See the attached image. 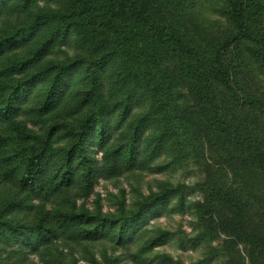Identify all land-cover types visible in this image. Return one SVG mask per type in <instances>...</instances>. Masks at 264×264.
Returning <instances> with one entry per match:
<instances>
[{"label": "rangeland", "instance_id": "1", "mask_svg": "<svg viewBox=\"0 0 264 264\" xmlns=\"http://www.w3.org/2000/svg\"><path fill=\"white\" fill-rule=\"evenodd\" d=\"M143 1L157 15L160 10L169 24H178L185 34H193L200 47L218 43L233 31L226 0H176L177 6L172 0ZM249 1L254 6L252 13L258 9L264 15V0ZM67 5V0H0V41L6 42L12 33L17 40L13 47L5 45L0 57V104L10 96L18 98L21 107L13 122L36 134L32 142L0 147V223L5 228L19 225L25 230V235L2 236L0 264H264V247L255 249L243 242L239 231L245 224L249 233H259L264 244V175L244 164L237 149L213 146L199 138L195 149L185 151L181 163L176 161L175 145L164 146L158 156H153L154 149L146 141L139 146L136 160L128 165L123 163L125 158L122 161L115 154L122 147L124 151L130 148L131 136L127 133L120 136L127 131L126 125L113 131L103 148L93 143L97 133L88 130L85 151L93 159L94 164H90L96 172L92 181L85 177V167L77 165L81 162L79 138L71 134L72 130L82 132L80 115L87 114L80 105L81 98L87 95L83 86L72 99L73 86L78 85L74 80L77 72L72 75L69 70L64 72L62 81L70 79L72 85L65 90L61 109L44 115L41 107L46 104L47 89L55 84L53 77L61 66L83 64L100 53L110 52L111 48L103 46L104 35L91 28L82 31L71 24L67 30L65 26L70 19L63 17ZM232 60L238 66L236 80L247 81L253 94L264 97V75L253 71L243 56L233 54L228 64ZM119 61V57H111L105 69L107 77L111 76V63ZM120 65L126 80L130 71L122 61ZM20 69H24V76ZM168 69L174 71L173 67ZM49 74V79L44 81ZM34 76L38 81H32ZM27 82L28 88L23 90L20 85ZM60 85L63 82L55 84L56 92ZM108 91H112L110 86ZM175 95L183 105L190 102L188 89L182 83ZM145 101H135L132 114H148L149 103ZM80 107L83 111L75 109ZM54 123L58 129L45 158L42 178L28 188L21 187L19 177L24 164L18 152L30 146L40 150ZM10 125L7 121L0 123V135H6ZM142 134L144 139L149 130ZM106 150L112 152L107 159ZM12 168H17V175L8 179L5 173ZM64 175L70 176L62 183ZM164 184L185 188V209L178 208L179 197L167 192V205L157 200L141 211L142 203L164 193L161 188L167 186ZM210 187L225 193L221 203L216 202L220 223L216 233L210 232L212 215H197V210L202 211L201 205L211 199L207 189ZM240 199L244 207L242 217L236 221L234 213L238 208L232 202ZM69 210L86 213L92 221L98 220L96 225L100 221L109 225L119 217H134L139 222L119 243L115 235L104 230L95 229L94 236L95 226L91 222H70L61 214ZM45 217L50 219L48 229L57 234L53 239L52 233L42 237L34 229ZM86 227L81 234L80 230ZM87 231L95 238L84 236Z\"/></svg>", "mask_w": 264, "mask_h": 264}, {"label": "trees", "instance_id": "2", "mask_svg": "<svg viewBox=\"0 0 264 264\" xmlns=\"http://www.w3.org/2000/svg\"><path fill=\"white\" fill-rule=\"evenodd\" d=\"M172 1L178 5L176 0ZM67 3L68 10L63 17L70 21H67L65 28L68 30L69 26L74 24L82 31L87 28L98 31L105 37L103 46L110 47L111 51L100 53L83 61V64L61 66L53 79L56 86L61 82L63 85H60L58 92L54 89L55 84L49 86L47 101L41 107V113L46 115L62 108L65 90L72 85L70 79L62 81L64 72L69 70L71 75L77 72L74 80L78 85L73 86L72 99L81 92L80 86H83L87 95L81 98L80 105L85 107L84 112L87 114L80 115L82 132L72 130L71 134L79 138L77 147L80 149L81 162L77 165L80 168L85 167V177H88L89 181L93 180L92 176L96 170L93 159L88 157L85 151L88 132L91 130V133H97V140L93 143L103 148L108 144L112 132L119 131L123 125L127 126V131L122 132L120 136L126 133L131 136L130 148L124 151L122 147L115 154L122 161L126 159L124 164L129 165L136 160L139 146L142 147L146 141L150 142L154 149L153 156H158L164 146L175 145L176 161L182 163L184 153L195 149L197 140L202 138L201 141L206 139L213 146L220 144L224 149H237L244 164L264 175V97L253 94L247 87V81H237L234 74L238 66L233 60L231 65L227 62L232 59L233 54L243 56L246 63L249 61L253 71L264 75V15L258 9L252 13L254 6L249 0H226L233 31L222 41L206 47L198 46L193 34H185L178 24L173 26L171 22H166L160 10L157 15L143 0H67ZM11 36L6 42L0 41V57L5 52V45L13 47L17 44L14 33ZM112 56L119 57L124 67L130 71L126 80L125 73L120 70V61L117 64L111 63V76L107 77L105 69ZM22 65L24 67V63ZM168 66L173 67L174 71L168 69ZM19 73L24 76V69H20ZM32 74L36 76V73ZM35 76L32 81H38ZM49 76L50 74L45 75L44 81H47ZM175 79L180 81H174ZM179 83L188 89L190 102H186V105L178 102L175 95ZM108 84L112 91H108ZM21 85L25 90L29 82ZM121 92L123 93L120 94ZM1 93L0 90V96ZM137 100H146L145 102L149 103L148 114H132V105ZM4 102L0 104V123L7 121L11 125L6 135H0V147L16 142L34 141L35 133L13 122L21 107L20 100L10 96ZM81 107L75 109L83 111ZM57 129L58 125L54 123L40 150L30 146L18 152L24 164L23 173L19 177L21 187L28 188L42 178L45 172V158L50 152ZM144 130H149V135L143 139ZM111 154L112 152L106 150L105 159ZM69 161L76 163L72 159ZM16 172L17 168H12L5 175L10 179L17 175ZM69 176L64 175L62 183L69 180ZM72 180L73 177L70 181ZM161 188L165 190L164 193L142 203L141 211L150 208L157 200L167 205V192L179 197L178 208L185 209L184 187L174 188L172 184H168ZM207 189L211 199L201 205L202 211L197 210V215H212L210 232L216 233L220 229L216 202L221 203V197L225 193L213 187ZM232 205L238 208L234 213V219L237 221L242 217L241 209L244 204L240 199L238 202H232ZM61 214L73 223L91 222L90 224L95 226L92 229L94 236L97 234L95 229L104 230L115 235L119 243H122L119 239H126L139 222L134 217H119L109 225L103 221L96 225L98 220L92 221L86 213L69 210ZM48 220L50 219L46 217L41 219L34 229L42 237H49L52 233L53 239L57 234L48 229ZM4 225L0 223V239L3 235H25L22 226L7 225L5 228ZM87 228H82L80 233ZM239 231L243 242L255 249L264 247L257 231L249 233L245 224L239 227ZM90 234L91 232L87 231L84 236L95 238Z\"/></svg>", "mask_w": 264, "mask_h": 264}]
</instances>
